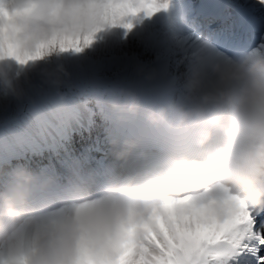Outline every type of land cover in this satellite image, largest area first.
<instances>
[{
  "label": "clouds",
  "instance_id": "clouds-1",
  "mask_svg": "<svg viewBox=\"0 0 264 264\" xmlns=\"http://www.w3.org/2000/svg\"><path fill=\"white\" fill-rule=\"evenodd\" d=\"M100 24L91 0L0 3V36L6 34L22 54L54 37L110 27ZM55 51L65 50L52 47L23 64L0 53V85H10L17 65ZM180 89L178 98L142 113L148 125L173 133L169 147L150 150L135 137H110L114 164L130 158L137 163L126 174L113 172L95 191L78 183L69 199L37 209L31 197L52 177L24 164L0 169V264H117L128 240L160 205L185 193L219 220L228 209L220 200L210 202L209 191L228 192L251 209L264 206V52L220 56L201 42L189 56ZM109 103L120 120L139 113L132 91L121 90Z\"/></svg>",
  "mask_w": 264,
  "mask_h": 264
},
{
  "label": "snow or ice",
  "instance_id": "snow-or-ice-1",
  "mask_svg": "<svg viewBox=\"0 0 264 264\" xmlns=\"http://www.w3.org/2000/svg\"><path fill=\"white\" fill-rule=\"evenodd\" d=\"M264 3V0H261ZM3 3V0H0ZM100 10L101 24L132 27L130 17L152 15L166 7L161 0H91ZM99 29L83 34L54 37L39 45L31 55L22 54L5 34L0 36V53L23 64L44 55L50 48L80 51ZM258 52H264L261 45ZM210 202L222 201L228 209L223 220L209 215L192 193L160 205L151 221L124 246L117 264H264V206L251 209L228 192L209 191ZM259 229V230H258Z\"/></svg>",
  "mask_w": 264,
  "mask_h": 264
},
{
  "label": "rangeland",
  "instance_id": "rangeland-1",
  "mask_svg": "<svg viewBox=\"0 0 264 264\" xmlns=\"http://www.w3.org/2000/svg\"><path fill=\"white\" fill-rule=\"evenodd\" d=\"M248 0H240V4L245 8V4H247ZM261 0H254L252 2V6H255L257 2ZM162 3L165 2V0H161ZM187 0L175 2L173 0H166V7H162L158 9L156 12L152 13V15H145L143 12H140L136 15L137 19L142 22L145 25H149L152 28H155L159 30L160 32L163 30L164 35L167 39L170 38L171 35H168V30H170V25L174 21L179 18L183 13V6L187 4ZM262 6L264 7V3H262ZM261 6L258 8H255V10L261 14ZM255 16V15H254ZM122 29L123 27L120 26ZM132 28H136V21H132ZM124 34L122 37L117 36V34L112 35H105L106 29H101L97 31L92 41L82 47L81 49H84V51H87L89 56H92L94 58H108L107 61L102 62L101 67L98 71L105 72L103 76H100L101 78L105 80H111L113 77L117 76L119 72H114L116 68H124L126 63L125 58H128L129 50L128 48L131 46L130 42L128 40V30L123 28ZM113 31V30H112ZM192 33V32H190ZM189 33H186L184 38L182 40L184 41L186 38H188ZM175 37H177L174 34ZM197 41V38H196ZM264 34H263V40L259 43V46L264 45ZM180 43H177L178 45ZM127 50L128 52H126ZM173 56H177V52L175 49L171 48ZM141 55L143 57H147L150 62H155V58L158 55L155 53L154 55L149 54L146 50H141ZM213 54V53H212ZM183 56V55H182ZM182 56L176 57L174 60V69L176 68L178 62L182 58ZM74 55L70 50L65 51H55L47 56H45L42 59H38L36 61L28 62L25 65H17V71L15 73L14 79L11 81L10 85L5 87L0 85V100L3 103V107L1 109L0 114V125L5 126L4 129L0 128V142H5V134L3 131L6 129H17L19 128L18 120L17 118H14L11 114L12 110L9 112H6V106L9 104H12L13 109L16 107L15 100L17 101L19 98L17 97L18 94L21 93L19 96L20 98H25L30 96L32 99L33 105L27 106L24 109V112L20 115L23 117L25 115V118L31 119L33 118L36 113V111H42L43 108H48L49 114L53 113L54 110L51 109L52 103L54 99H57L58 95L54 92L55 85H58L59 83L66 85L65 87H68V91L71 92L70 96L74 97L78 103H80L79 99H81L83 94H86V97L89 98L87 102L83 105L87 110L90 108H93L94 111H96L97 103L99 100L107 98L110 100L111 97L116 95L119 92H116L112 89L109 90L106 94H101L99 92V86L101 84H96L91 79V76H89L86 68L84 65H78V55L76 56V61H74ZM171 58V57H170ZM138 64V63H137ZM135 64V66H137ZM187 66L182 69V71H178L175 73L176 78L179 75L180 80H182V74L185 72ZM156 70L157 68L150 69L145 78V82H148V86L156 85L159 81V78H155L153 76H150L149 78V72H152ZM171 73V71H170ZM180 73V74H179ZM172 74V73H171ZM99 79V76L97 77ZM71 84H77L80 86V84L85 85L83 88H75L73 90H70ZM96 85V87L94 86ZM98 87V88H97ZM121 87V86H119ZM122 88V87H121ZM13 89V90H12ZM41 92L43 96L45 94L46 99L42 102H38L35 96ZM15 93V95H14ZM44 93V94H43ZM14 95V96H13ZM23 101V100H21ZM24 102V101H23ZM94 102L95 106H91L90 103ZM51 105L50 109L49 106ZM25 106V105H24ZM110 108L111 105L109 103ZM43 107V108H41ZM89 113V111H88ZM96 113V112H95ZM95 113L90 111V118L92 120L95 119ZM34 115V116H33ZM27 116V117H26ZM24 118V119H25ZM23 119V118H21ZM5 148V147H4ZM29 166H33V164L27 163ZM14 167L13 165L9 168L11 169ZM41 168V167H39ZM45 171V170H44ZM43 172V170H41ZM67 195H62L61 197L66 198Z\"/></svg>",
  "mask_w": 264,
  "mask_h": 264
},
{
  "label": "bare ground",
  "instance_id": "bare-ground-1",
  "mask_svg": "<svg viewBox=\"0 0 264 264\" xmlns=\"http://www.w3.org/2000/svg\"><path fill=\"white\" fill-rule=\"evenodd\" d=\"M253 1L254 0H250V2L246 5V7L249 10L253 11L256 15H258L255 8H258L259 6H261L260 7L261 14H260V18L258 17V19H259V24H260L259 28L261 29L260 32H262V31H264V7L262 6V2H260V1H258L257 4H255V6H252ZM188 9H189V5H185L182 15L179 18H177V20L174 21L172 23V25H170V27H169L170 30H168V35H171V36L168 39V41H166V38L162 35L163 33L157 39L152 38L151 34H150L152 28L149 25H145L142 22H140L136 16L130 18L131 23L133 20L136 21V28H133L132 31H131L132 27L128 29L131 31L128 34V37L130 38V40L131 41L136 40L135 46H134V48H131V50L134 49L135 52H137L144 47V48L148 49L149 54L151 52H156L158 54V58H157V61H155L154 65H152L148 60L141 58L140 55H135V56L129 57V59L126 62L127 63L126 68L127 69L126 70H124V69L120 70L121 68H118L119 72L122 75L118 78H115L113 80V83L121 84L124 87V90H128V91H130L131 89H134L135 87H138V86H144L146 84H145V82L142 81L141 77L142 76L146 77L147 72L152 67H157V69L154 72L150 73L149 77L150 76H154V77L161 76L163 79L161 81V84H159L158 86L163 87V88H167V89H173L174 83L176 80L174 78H171V76L166 71V69H167L166 63L169 61V56L171 54L169 47L170 46L175 47V45L177 43H180L181 46L179 49H180V52H182L184 50V48L188 47V44L191 42L192 46L190 47V49H188L189 51H186V53L189 54L190 52H192V50L195 46L200 44L199 41L194 42L193 35H189L188 38H186L184 41L182 40V38H184L186 33H190V30L188 29V26H187V20L185 19V15H187L186 13H187ZM251 11H248V12L252 13ZM188 21H190V19H188ZM124 31L125 30L123 28L122 29L120 28V25L110 26L109 28H106L105 35L109 36V35L116 33L117 36L122 37L124 34ZM204 33H206V32L204 31ZM174 34L177 37H175ZM128 50H129V48H128ZM125 51L128 52L127 50H125ZM137 56H139L142 60L140 62H138L139 64L136 67H133L132 65L135 64L134 61L136 58H138ZM87 64H90L91 68H94V67L97 68L98 61L93 59V58H89V60L87 61ZM155 105H156L155 102H153L152 107ZM56 112H57V116H53L54 119L48 118L47 124H49L51 126L50 129L45 128V126H46L44 123L45 119H43L42 117L39 119L38 129L37 130L32 129V133H28L25 130V128L22 127L25 125H29L30 121H26L22 124H19V128L17 129V131L13 130V129H8L6 131L7 140H8L7 144L12 149H16L17 153H20V152L24 151L22 149L28 143L30 145H32L33 141L34 142L38 141L41 143H44V142L51 143L52 141H55L61 137H63L64 140H66V138H69L68 134L72 135L78 130H79V132H78L77 138L85 136V132L80 130V129H76V126L74 128L73 124H77V123L81 122V124L79 126L87 125L88 123H87L86 119H83L82 121L77 120L75 118L70 119L68 116V112L64 111L60 107L59 108L56 107ZM114 113H117V112H114ZM142 113L143 112H141L139 109V113L135 117H131L127 120H120L119 118H117V120L115 122L121 128H119L117 126L116 131L113 130V128H108L107 129V132L109 133L108 138L113 137V136L128 137V136H130L131 133H133V131H135L137 133V135H139V136L146 137L145 139H150V137L152 138L154 136V134H152V133L154 132V129H156V127L148 125L144 121ZM85 116L87 117V114ZM79 119H82V117H80ZM104 124L105 123H103V121H97L98 126H103ZM89 125H91V124L89 123ZM48 130H50L51 135L49 134ZM163 130L165 132H163ZM159 132H160L161 136L160 135H158V136L161 139V141L164 144L166 143V145L170 144V141L172 138L171 135L173 133L167 131L164 128H160ZM25 134H27V137H24ZM101 139L104 140L103 138H99L98 141L102 142ZM3 144H2V142H0V154H2L5 151L2 148ZM85 148H82V149H85ZM86 149L88 150V148H86ZM102 152H108V143L105 144V147H104V149H102ZM63 155L65 157H68V155L66 153H64ZM27 158L30 159V156L28 155ZM106 158H107L106 160H104V158H102V157L99 158V160L97 161V164H100V165L103 164L104 167L107 164V167L109 169H111L110 166H113L112 169H115V171L117 173H118V168H119L120 164L122 167L126 164V162H115V164H114V162L112 161L109 154H107ZM55 163H57V165L59 167H61L62 169H66V170L69 169L68 172L71 173L70 168H66L65 164H64L65 166L59 164L58 160H55ZM15 164H18V163L16 162ZM132 164H133V161L128 162V165H132ZM61 202H62V200H61ZM61 202H59V203H61ZM58 204L50 205L49 208L55 207Z\"/></svg>",
  "mask_w": 264,
  "mask_h": 264
}]
</instances>
